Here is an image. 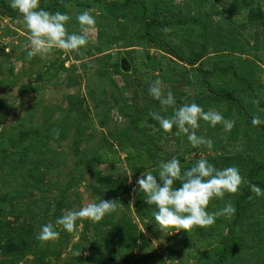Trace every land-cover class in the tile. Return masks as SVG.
Instances as JSON below:
<instances>
[{"label":"rangeland","instance_id":"obj_1","mask_svg":"<svg viewBox=\"0 0 264 264\" xmlns=\"http://www.w3.org/2000/svg\"><path fill=\"white\" fill-rule=\"evenodd\" d=\"M96 1L122 3L126 17L114 19L93 0H71L60 11L71 17L69 33L80 31V12L96 18L87 46L30 61L21 17L0 15V246L23 244L0 247V264H215L227 235L229 251L216 264H264V197L250 190L234 221L222 216L202 231L163 233L136 185L141 173L155 174L172 157L232 156L244 178L264 162V130L251 124L253 114L264 119V0ZM135 4L168 23L143 35ZM192 52L202 54L194 65L187 63ZM157 78L177 107L195 101L217 110L235 121L231 132L201 121L197 135L210 138L211 149L191 147L175 129L164 133L148 115L174 111L148 95ZM258 178L253 174L252 185L264 189ZM101 199L116 210L96 223L78 220L72 233L57 225V238L37 239L41 225ZM226 202L231 198L213 199L208 211Z\"/></svg>","mask_w":264,"mask_h":264},{"label":"clouds","instance_id":"obj_2","mask_svg":"<svg viewBox=\"0 0 264 264\" xmlns=\"http://www.w3.org/2000/svg\"><path fill=\"white\" fill-rule=\"evenodd\" d=\"M9 6L16 10L26 29L29 46L26 59L29 61L37 56L45 57L54 50L65 53L79 52L87 46L88 35L97 23L91 12L84 10L75 17L80 31L69 33L66 25L71 17L67 12H50L40 6V0H9ZM147 92L153 100L159 102L161 108H174L170 118L161 115L159 111L148 113L158 122L160 130L168 133L175 129L173 134L177 137L185 136L193 148L202 145H207L209 149L213 147L210 138L197 135L196 130L200 128L201 121L210 128L222 125L224 132H231L235 126L234 120L226 119L217 110H205L195 101L177 107L174 95L171 91L163 90L159 78L151 81ZM251 124L253 127L264 125V119L253 114ZM131 175H128L129 182ZM244 183L251 185V182L241 175L238 167L217 168L206 158L197 159L191 167L182 170L180 161L172 157L161 161L155 174L151 171L144 172L136 179L138 189L146 196L145 202L153 206L152 221L163 233L170 229L188 231L193 227H209L222 216L230 219L236 213L231 202H226L222 208L211 212L208 211V204L213 199L223 200L225 194L238 193ZM250 190L256 197H264V189L259 186L251 185ZM115 210L113 201L102 199L79 209H68L55 221L41 225L37 239L48 241L57 238V225L61 226L63 231L72 233L78 220L87 219L96 223Z\"/></svg>","mask_w":264,"mask_h":264},{"label":"trees","instance_id":"obj_3","mask_svg":"<svg viewBox=\"0 0 264 264\" xmlns=\"http://www.w3.org/2000/svg\"><path fill=\"white\" fill-rule=\"evenodd\" d=\"M70 1L71 0H40V6L45 8L46 10H48L50 12H57V11L60 12L61 7ZM93 1L96 2L100 7L107 8L110 11V13L112 14V17L114 19H121V18L126 17V14L124 13L125 8L123 9L122 3L118 2V1H108V2H98L96 0H93ZM129 5H131V4H129ZM132 8H138V10H139L137 15L134 16L133 21L137 24L142 25L143 35H145V36H148L150 33H153L158 28H163L164 25L168 23L166 21L165 22L159 21L158 18L156 16H153L152 14H146V12L144 10L145 8H143L142 6H139L138 4L132 5ZM0 15L6 16L9 18L20 17L18 15V13L16 12V10L12 9L9 6V0H0ZM176 57H178V56H176ZM201 57H202V54L192 52L190 54V56L187 58V63L190 65H194V64H196V62L198 60H200ZM199 69H200V67H199ZM216 69H217V67L215 66L213 68V71ZM205 84L207 87H209L207 83H205ZM216 96L223 99V100H227V101L233 100V96L226 91L216 92ZM259 127L264 130V125H261ZM32 140H35V138H31L29 141H32ZM27 143H31V142H27ZM15 154L19 157H22L20 150H17L15 152ZM206 159L210 163H212L214 166H216L217 168H223V167L241 164V162H239L238 160H236L232 156L216 155V156L207 157ZM194 161L195 160H190V161H187L184 163H180L182 170L185 168L191 167V165L194 163ZM253 174L258 175L260 177V179L258 178V180H255L254 183L260 182V184L264 186V162L258 163L256 165H254V167H250L248 169V171L245 173V177H246L245 179L247 181H250L251 185L253 183V181H252ZM251 185L248 183H244L243 187L240 188L238 193H236V194H225L224 199H227L230 197L232 200V204L236 209V213L232 218L233 221L236 219H239L240 216L242 215V213L245 212V210L247 208L246 205L249 201L248 194L250 192ZM144 199H146V196L143 193L141 196V203L140 204L144 210H149L152 213L153 212V206L148 205ZM194 229H196V230L198 229L199 231L204 230V228H201V227H194ZM230 237H231V235H227L225 242H223V244L220 246L219 252H218V257H217L215 264L220 263L222 261L223 257L225 256V254L229 251L226 244L231 239ZM8 244H9V246H11L13 244L17 249H20L23 246L21 240L15 239L14 241L9 240V242H4L3 244H1L0 247H2V248L8 247Z\"/></svg>","mask_w":264,"mask_h":264},{"label":"water","instance_id":"obj_4","mask_svg":"<svg viewBox=\"0 0 264 264\" xmlns=\"http://www.w3.org/2000/svg\"><path fill=\"white\" fill-rule=\"evenodd\" d=\"M120 61H121V64H124V63H125V62L123 61V59H122V58H121V60H120Z\"/></svg>","mask_w":264,"mask_h":264}]
</instances>
